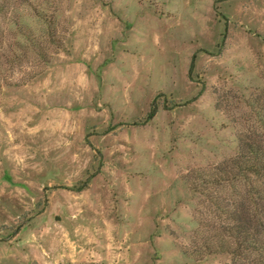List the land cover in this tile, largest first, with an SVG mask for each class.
Masks as SVG:
<instances>
[{"label": "rangeland", "instance_id": "rangeland-1", "mask_svg": "<svg viewBox=\"0 0 264 264\" xmlns=\"http://www.w3.org/2000/svg\"><path fill=\"white\" fill-rule=\"evenodd\" d=\"M263 91L264 0H0V264H233L204 178Z\"/></svg>", "mask_w": 264, "mask_h": 264}, {"label": "trees", "instance_id": "trees-1", "mask_svg": "<svg viewBox=\"0 0 264 264\" xmlns=\"http://www.w3.org/2000/svg\"><path fill=\"white\" fill-rule=\"evenodd\" d=\"M248 105L243 121L234 120L236 155L207 170L204 185L214 188L204 195L199 223L209 254H229L233 264H264V91Z\"/></svg>", "mask_w": 264, "mask_h": 264}]
</instances>
